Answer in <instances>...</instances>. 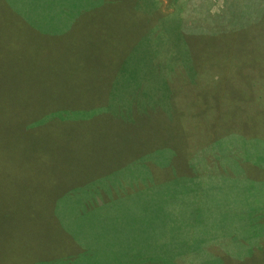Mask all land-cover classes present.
<instances>
[{
	"label": "trees",
	"instance_id": "trees-1",
	"mask_svg": "<svg viewBox=\"0 0 264 264\" xmlns=\"http://www.w3.org/2000/svg\"><path fill=\"white\" fill-rule=\"evenodd\" d=\"M172 1L175 25L161 0H0V146L25 162L0 166V264L85 259L90 245L107 264H242L261 250L234 224L264 221L249 216L264 194V0H224L217 13L211 0ZM47 6L59 33L39 24ZM155 37L170 48L158 102L122 107L114 93L139 79L132 54ZM81 112L92 115L71 118ZM136 118L144 132L155 123L152 142L133 138ZM92 182L102 196L86 202L89 185L78 189ZM72 210L94 216L93 238L65 229Z\"/></svg>",
	"mask_w": 264,
	"mask_h": 264
},
{
	"label": "rangeland",
	"instance_id": "rangeland-1",
	"mask_svg": "<svg viewBox=\"0 0 264 264\" xmlns=\"http://www.w3.org/2000/svg\"><path fill=\"white\" fill-rule=\"evenodd\" d=\"M223 1L224 0H211L210 1L211 5H213L212 8H213L214 12L217 13L220 11L219 9L222 6ZM175 4H176V2L172 1V0H161L160 4L157 6V7H159L160 12H162L164 14V16L167 17V19H168L167 23L172 24V25H175L179 20L180 21L182 20L178 14L173 13ZM65 11H67V10H65ZM3 22H4V24H7L6 21H3ZM161 29H162V27H161ZM1 37H2V35H1ZM150 41L152 43V45H149V47L151 49H149L147 47H140V49L138 51H136L132 54L134 64L136 66H140V69L133 68L131 70V73L128 75L132 76V77L139 78V79H137V84L134 85L133 82L128 80L126 82L127 86H120L119 87V90H120L119 92L121 94L117 95L116 93H114V96L117 98H115L112 101L116 102L117 104H119L122 107L126 108V107L132 106L134 103H136V105L138 103V106L139 107L141 106L140 108H142L144 106H149L150 105L149 103H151L153 105V104H157V102H158V93H159L160 88L154 87L153 83L160 76L159 73H161V69L163 67V65H162L163 60L170 56L166 52V50L170 49V48L167 45L162 44L161 40H159L160 47L157 48L156 45H154L155 42H157L156 37ZM0 42H2V39H0ZM38 78H40V77L37 76V79ZM30 85L31 86L24 87L27 94L25 93L23 96H24V99L25 98L27 99V101H28V98H30V102L35 103V101L37 100V93L40 90V86H36L34 83H31ZM131 85H133V86H131ZM115 92H117V91H115ZM1 103L6 106L5 109L7 110L10 106H12L14 104V101L11 99H3V101H1ZM113 109H114V107H113ZM6 110H5V112H6ZM102 113H104V112H102ZM69 114H70V112H66L65 110H62L58 113L51 112L48 115L55 117V116H68ZM80 114L81 115H79L78 117H71V116L70 117L75 118V120H76L79 117H83L84 116L83 114L92 115V112H81ZM2 115H3V111L1 109L0 110V117ZM111 115H113V114H111ZM141 123H142V120L139 118H136L135 129L133 131V138L137 139V138H139V134L143 133L144 136L146 135V139H149L152 142L153 138L155 136L154 131H155V129H157L154 125L155 123L150 122V125H148V129L146 130V132H144L140 128ZM101 126H103V121H102ZM1 145L6 147L4 142H2ZM155 145H158V143L155 142ZM153 148H154V145H152V144L150 145L149 148H147V150L144 147L145 151L152 150ZM20 150L21 149H19V151ZM149 153L151 154V152H149ZM131 155H132V153H131ZM157 157L161 158L158 155H157ZM191 157H189V158H191ZM144 158H146L148 161L153 162V160L149 157V155L147 157H144ZM189 158H188V160H189ZM52 161H54V160H52ZM24 163L25 162L19 156V153L10 151L9 149L3 148L0 146V166H2V165H14L17 167L19 166V168H20ZM137 163H138V165H136V166H139L140 164H139L138 160L134 161V164H137ZM136 166H134V167H136ZM97 167L93 166V168H92L93 171H96ZM134 167H132V168H134ZM39 174H40V172H39ZM130 177L131 176H128V178H130ZM88 185H89V187H88ZM100 185H101L100 183L96 184V183L92 182L90 184H87L84 187L79 188L78 191H81L82 189L88 187V194L91 193V195L87 196L85 198V201L89 202L90 199L95 200L94 198H97V199L100 198L101 193H100L99 187H98ZM233 198H234V196H232L230 198V200H233ZM244 198H238V200H242ZM249 198L250 197H246L245 199H249ZM252 199H254V203L258 201V205L253 206L254 203L251 204V206H253L255 209H253L250 212V214H249L250 218L252 220H254L255 217H258V220H263L264 219V194L257 193V195L253 196ZM80 200L82 201L83 197H81ZM238 200H236L234 202L237 203ZM63 203L69 204V200L64 199ZM246 203H248V202H246ZM74 207H76V205H74ZM69 212L74 217L73 216L71 218L69 217L67 219V222L65 220V223H66L65 229H69L67 226V225H69V227L72 228V231L76 232L77 235H81V236L86 235L89 238H93L94 227L92 226V223H90V221L93 219L94 216L91 217V216L84 214L81 216V218H78V215H76L75 212H73V210L69 211ZM66 213L68 214L67 211H66ZM240 214H243V216L244 215L246 216V212H241ZM240 224H242V223L237 222L236 224H234V226H236L234 234L237 235L239 233H242V237L239 240L244 241L247 237H249L248 235H252L254 233V234H258V238H259L258 242L261 245V250H259L258 252H256V251H253L252 253L248 252L247 255H249V256H247V255L242 256L243 260H245V262L242 264H264V221H263L262 227L256 226V224H253L252 226H248V227L242 225L241 226L242 228H241V227H239ZM244 235L245 236L247 235V236L245 237ZM227 241H228V239H227ZM257 245H255L254 247H256ZM89 249H96V248H93L90 245ZM237 252L244 254L247 251H244L241 248L239 249V247H238ZM236 256H239V254H237ZM50 264H85V259L81 258L80 260H78L74 263H71V259H70V261L68 263L52 262ZM178 264H187V263L184 260H178ZM202 264H206V263H202ZM207 264H232V263H229L228 261H225V260H218V262L212 261V262H208ZM236 264H240V259L236 260Z\"/></svg>",
	"mask_w": 264,
	"mask_h": 264
},
{
	"label": "crops",
	"instance_id": "crops-1",
	"mask_svg": "<svg viewBox=\"0 0 264 264\" xmlns=\"http://www.w3.org/2000/svg\"><path fill=\"white\" fill-rule=\"evenodd\" d=\"M11 1H19V0H11ZM43 1H47V0H43ZM16 6V4H14ZM47 10V13L48 15L45 16L46 18L48 17V19H41V21H39V24H43L44 22H48V24H45L44 26H42V29L43 30H48V31H51V32H55L56 30H54V26L53 25H49V22H50V15H53V10L50 9L48 6L45 7V9L43 10V12ZM69 18H67V23H66V26H64L63 23H59L57 24L60 28H64L62 29V32L65 31V30H68L70 28V26L73 24L72 22L70 23ZM42 22V23H41ZM70 23V24H69ZM67 24H69V27L67 28ZM2 24H0L1 26ZM48 26V27H47ZM10 27V30H12L14 28L13 25L9 26ZM61 32L60 30H57L56 33H59ZM128 79L125 81L127 82ZM116 98V97H115ZM96 249H89L91 250L89 253L86 254V258H85V264H92L94 263V261H98L99 264H107V261H108V257H107V254H106V251H105V247H98L96 246L95 247ZM94 254L96 258H93L94 256L92 255ZM120 254V253H118ZM116 255V254H111L113 257H118L120 258L121 261H127V260H130V259H127V258H122L120 255ZM68 259H71V263H74L78 260H80V258H76V256H73L72 258H68ZM60 263H68L70 260H67V259H60ZM136 259L134 257H131V263L134 262ZM33 261H27L26 264H32Z\"/></svg>",
	"mask_w": 264,
	"mask_h": 264
}]
</instances>
